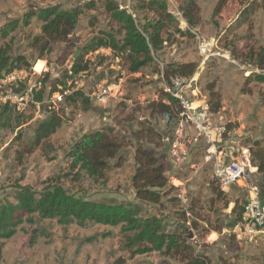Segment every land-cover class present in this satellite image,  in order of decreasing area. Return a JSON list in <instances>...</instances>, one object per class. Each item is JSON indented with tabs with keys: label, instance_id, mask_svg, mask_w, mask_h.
Wrapping results in <instances>:
<instances>
[{
	"label": "rangeland",
	"instance_id": "1",
	"mask_svg": "<svg viewBox=\"0 0 264 264\" xmlns=\"http://www.w3.org/2000/svg\"><path fill=\"white\" fill-rule=\"evenodd\" d=\"M85 1L88 0H0V28L12 21L21 22L25 15L40 9L59 6L68 10ZM112 1L138 21L143 17L134 9L135 0ZM187 1L189 0H167L169 11L179 21L180 32L185 34L172 33V40L156 55L153 66L131 74L118 55L108 49H103L107 53L85 56L83 62L87 64V70L82 73V77H74L83 85L81 91L90 95L96 85L107 81L115 85L113 95L116 96L107 104L99 105L93 98L85 95L90 100V108L85 110L78 106L72 111L65 109V116L68 117L66 124L31 155L21 156L18 152L31 140L35 126L48 116L49 109H34L32 120L20 128H16L15 124L8 127L6 121H0V205L13 201L18 186L40 189L46 183L57 180L70 194L89 201L111 206L125 203L138 205L146 215L159 217L167 223L170 226L168 230H173L177 225L184 226L186 233L181 232V235L193 247L195 254L206 257L211 264L261 262L264 258L263 248L238 247L230 240L229 230L225 228L226 223L234 218L232 209L235 204L238 203L240 211L244 194L236 190L221 193L223 199L212 204L211 187L207 185V169L198 172L188 167L182 171L170 170L169 149L167 143L163 142V136L167 132L161 116L151 118L146 107L154 103L155 96H161V86L156 74L158 65L166 67L169 64L194 63L196 69L191 77L196 81L188 94L191 101H206L213 123L234 127L237 130L236 141L248 147L249 154L254 142L259 143L264 151V84H252L249 93L242 91L245 78L252 70H257L232 61L221 42L224 31L237 19L244 4L256 1L261 2V6L252 18L250 33L253 40L264 47V0H194L200 8V24L196 29L190 30L191 35L186 34L188 26L178 12ZM41 26V22L32 18L30 26L19 28L12 34L10 44L13 59L18 55L23 56L31 66L22 67L17 73L25 77L26 84L31 86L35 82V77L38 76L35 73L40 72L35 68L38 62L46 70L38 78H43L48 73L44 102H50L47 95L53 89L54 81L61 80L64 71L70 68L80 51L95 36L106 31L114 33L118 41L122 39L119 26L109 22L102 8L83 12L67 40H44L40 45L34 46V39L41 34ZM245 31L244 27L239 35H245ZM9 41L0 44H8ZM238 45L241 46V42ZM116 59L120 61L119 71L111 69L117 65ZM211 85L214 89L208 90L207 87ZM209 100L216 102L210 104ZM29 102L25 100L21 105L16 104V114L25 113L21 108L17 110L16 106L27 108ZM61 107L63 105L55 107L56 111ZM131 113L134 119L126 122L125 116ZM144 121L160 135L162 147L161 144L154 147L146 140L140 141L133 137L132 133L140 129L138 123ZM109 128L124 139L117 159L110 163V168L102 178L91 179L83 173L80 177L73 175L76 172L70 170V160L67 157L71 147L83 135L107 132ZM138 147L151 149L159 163L162 162L169 172L166 178L175 191L169 197L161 199L160 204L143 203L136 199L132 178L136 171L134 156ZM262 158L264 159V154ZM194 161L197 163L200 159ZM181 214H184L185 221L180 220ZM35 230L38 232L33 244L31 236ZM121 243L118 227L93 223L84 227L75 224L63 227L56 221L34 219L33 224L22 225L11 239L4 242L0 264H112L117 259H122L123 264H185L179 259L158 253L132 255Z\"/></svg>",
	"mask_w": 264,
	"mask_h": 264
},
{
	"label": "trees",
	"instance_id": "2",
	"mask_svg": "<svg viewBox=\"0 0 264 264\" xmlns=\"http://www.w3.org/2000/svg\"><path fill=\"white\" fill-rule=\"evenodd\" d=\"M222 1L228 2V0ZM260 6L261 2H246L237 19L224 31L221 38L232 61L240 66L255 67L257 70H252L244 80L242 91L246 93L250 92L249 87L252 84H264V47L258 45L250 33L252 18ZM99 8L103 9L112 25L119 26L122 39L118 41L114 33L106 31L95 36L80 51L70 68L64 71L61 80L54 81L53 89L47 95L49 98L58 91V87L65 88L67 79L74 78L87 70L88 66L83 59L88 54L102 48L109 49L124 62L129 73L135 74L154 65L156 55L172 40V33L185 34L180 32L179 21L169 11L167 0H135V11L143 15L140 21L125 9H120L112 0H88L68 10L61 9L59 6L47 7L25 15L21 22L12 21L0 28V42L10 40L8 44H0V78L3 74L18 72L22 67L31 68L23 56L18 55L13 59L10 38L19 28L30 26L32 18L42 23L41 34L33 42L34 46H38L44 40L47 42L67 40L76 28L81 14L85 11H98ZM178 12L188 26L186 34L191 35L190 30L196 29L200 24L199 6L194 0H189L179 8ZM244 27L246 33L241 36L239 31ZM239 42L241 46L238 45ZM156 68L158 75L160 70L158 66ZM195 69L194 63L169 64L163 67V73L167 78L174 76L188 78L194 74ZM48 81V73L43 78L36 79L37 83H41V87L34 93L29 107L24 110L25 113L16 114L15 105L13 108L10 103L3 104L0 107V121H6L8 127L15 124L16 128L29 123L33 118L32 111L44 102L45 84ZM24 87L25 85L20 83L19 88L14 92L19 93L24 90ZM207 88L214 89L212 85ZM169 102L170 106L154 102L147 106L146 110L149 111L151 118L162 116L170 113L171 109H177L175 100L170 99ZM209 102L212 104L216 101L209 100ZM60 105L63 107L59 111L49 110L48 116L35 126L31 140L22 146L18 152L19 155H31L63 124H66L68 117L65 116V109L72 111L81 106L88 110L90 100L82 91H75L66 96ZM132 115V113L126 115L124 120L132 121L134 119ZM138 125L140 129L132 133L134 138L140 141L146 140L154 147L161 144L162 147V138L146 121L139 122ZM123 143L124 139L115 134L112 128H109L107 132L98 131L83 135L67 153L70 170L75 171L73 175L77 177L83 173L91 179L102 178L104 172L110 168V163L117 159ZM252 146L250 148L251 163L258 170L260 177L258 185L264 194V159L262 158L264 151L257 142H254ZM134 160L136 171L132 178V187L135 190L136 199L143 203L160 204L161 199L169 197L175 191V188L168 184L166 178L168 170L162 162L159 163L151 149L138 147L135 150ZM207 185L211 187L212 204L223 199L224 196L215 185L208 182ZM239 208L238 203L235 204L232 209L234 218L226 223L225 228L229 230L230 240L238 247L244 248L238 245L230 234L239 219ZM34 219L56 221L63 227L71 224L84 227L88 223L118 227L122 237L121 245L132 255L158 253L179 259L185 264H211L206 257L195 254L193 247L181 235V232L186 233L184 226L177 225L173 230H168L170 226L167 223L159 217L146 215L143 208L138 205L125 203L111 206L89 201L70 194L57 180L46 183L40 189L18 186L13 201L0 205V259L4 242L11 239L22 225L33 224ZM180 220H186L184 214L180 215ZM192 225L197 229L195 223ZM178 231H180L179 234ZM36 232L38 231H33L31 236L33 244L36 241ZM112 264H123V260L117 259ZM259 264H264V258Z\"/></svg>",
	"mask_w": 264,
	"mask_h": 264
},
{
	"label": "built area",
	"instance_id": "3",
	"mask_svg": "<svg viewBox=\"0 0 264 264\" xmlns=\"http://www.w3.org/2000/svg\"><path fill=\"white\" fill-rule=\"evenodd\" d=\"M202 51L205 52V49L202 48ZM99 53L107 52L102 48L91 54ZM119 63L120 61L116 59L117 65L111 69L119 71ZM158 67L160 74L157 75V79L161 81V96H155L153 102L170 106L169 101L172 99L177 104V109H171L170 113L161 116L167 132V135L163 136V142L167 143L169 149L170 170L182 171L188 167L198 172L207 169L208 183L215 185L221 193L227 194L233 190L243 193L244 202L241 205L239 219L230 234L233 235L234 241L244 248L264 249V194L258 185L259 174L251 163L249 148L236 141L237 130L234 127L213 123L206 101H197L198 103L191 101L188 94L196 81L195 78L176 76L167 78L163 73V66ZM43 72L46 70L42 69L35 73L38 76L31 86L25 83V77L19 76L18 72L3 74L0 78V107L6 103L21 105L25 100L31 102L34 93L40 90L41 83H37L36 79L41 77ZM82 76V73L78 75L79 78ZM20 83H25L24 90L14 92ZM82 88L83 85L75 78L67 79L65 88L58 87V91L51 95L50 102H44L38 107L54 111L56 106L63 103L66 96L81 91ZM115 90V85L105 81L96 85L90 95H87L86 91L82 92L93 98L97 104L103 105L114 99ZM16 107L17 110L26 108ZM195 159L200 161L196 163ZM167 174L169 175V172Z\"/></svg>",
	"mask_w": 264,
	"mask_h": 264
},
{
	"label": "bare ground",
	"instance_id": "4",
	"mask_svg": "<svg viewBox=\"0 0 264 264\" xmlns=\"http://www.w3.org/2000/svg\"><path fill=\"white\" fill-rule=\"evenodd\" d=\"M41 62H38L37 64H36V66H35V68H36V70L37 71H41V64H40Z\"/></svg>",
	"mask_w": 264,
	"mask_h": 264
},
{
	"label": "water",
	"instance_id": "5",
	"mask_svg": "<svg viewBox=\"0 0 264 264\" xmlns=\"http://www.w3.org/2000/svg\"><path fill=\"white\" fill-rule=\"evenodd\" d=\"M35 63H33V65H34Z\"/></svg>",
	"mask_w": 264,
	"mask_h": 264
},
{
	"label": "crops",
	"instance_id": "6",
	"mask_svg": "<svg viewBox=\"0 0 264 264\" xmlns=\"http://www.w3.org/2000/svg\"><path fill=\"white\" fill-rule=\"evenodd\" d=\"M42 70V69H41Z\"/></svg>",
	"mask_w": 264,
	"mask_h": 264
}]
</instances>
